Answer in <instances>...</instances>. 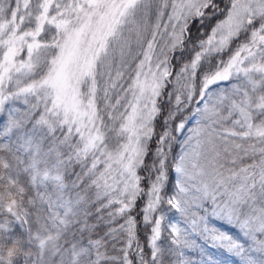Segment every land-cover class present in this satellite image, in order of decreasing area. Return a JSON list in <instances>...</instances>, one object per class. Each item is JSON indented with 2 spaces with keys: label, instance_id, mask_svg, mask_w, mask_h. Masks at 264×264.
Here are the masks:
<instances>
[{
  "label": "snow or ice",
  "instance_id": "6c2138e0",
  "mask_svg": "<svg viewBox=\"0 0 264 264\" xmlns=\"http://www.w3.org/2000/svg\"><path fill=\"white\" fill-rule=\"evenodd\" d=\"M217 252L264 264V0H0V264Z\"/></svg>",
  "mask_w": 264,
  "mask_h": 264
},
{
  "label": "rangeland",
  "instance_id": "374dc122",
  "mask_svg": "<svg viewBox=\"0 0 264 264\" xmlns=\"http://www.w3.org/2000/svg\"><path fill=\"white\" fill-rule=\"evenodd\" d=\"M169 191L171 190V187L169 186ZM214 223L216 224V226L226 232H229L231 233L232 235L234 236H237L238 238H241L240 237V233L238 232L237 229H235L234 227H232L231 225H228L227 223H223V222H220V221H214ZM209 251H212V252H216V250L214 249H209ZM190 255H195V253H189ZM217 256L222 259V260H225L226 264H238V261L236 260L235 257H232L230 256L229 254L227 253H224L222 256L220 255V253H216Z\"/></svg>",
  "mask_w": 264,
  "mask_h": 264
},
{
  "label": "trees",
  "instance_id": "16d2710c",
  "mask_svg": "<svg viewBox=\"0 0 264 264\" xmlns=\"http://www.w3.org/2000/svg\"><path fill=\"white\" fill-rule=\"evenodd\" d=\"M169 186L171 187V184ZM141 238L143 239V233H141Z\"/></svg>",
  "mask_w": 264,
  "mask_h": 264
}]
</instances>
